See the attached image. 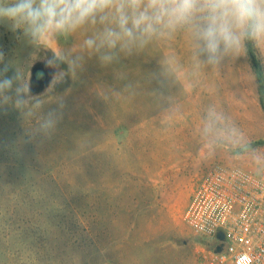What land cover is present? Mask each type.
I'll return each instance as SVG.
<instances>
[{
  "label": "rangeland",
  "instance_id": "1",
  "mask_svg": "<svg viewBox=\"0 0 264 264\" xmlns=\"http://www.w3.org/2000/svg\"><path fill=\"white\" fill-rule=\"evenodd\" d=\"M99 30L33 43L0 25V67L40 103L31 119L0 109V264H199L183 213L200 177L264 166L256 74L248 57L201 63L182 30L104 65L84 44ZM49 111L54 132L32 134Z\"/></svg>",
  "mask_w": 264,
  "mask_h": 264
},
{
  "label": "clouds",
  "instance_id": "2",
  "mask_svg": "<svg viewBox=\"0 0 264 264\" xmlns=\"http://www.w3.org/2000/svg\"><path fill=\"white\" fill-rule=\"evenodd\" d=\"M0 25L13 33L22 31L33 43L99 25L84 44L104 65L120 53L132 55L154 38H170L181 30L190 35L205 65L218 66L228 57L246 60L249 45L264 52V0H0ZM82 59L68 61L73 76ZM62 60L54 56L49 63ZM9 71L7 64L0 67V109L11 107L31 119L40 103L30 107V83L18 70L11 76ZM60 118L49 111L38 118L32 134L49 137Z\"/></svg>",
  "mask_w": 264,
  "mask_h": 264
},
{
  "label": "built area",
  "instance_id": "3",
  "mask_svg": "<svg viewBox=\"0 0 264 264\" xmlns=\"http://www.w3.org/2000/svg\"><path fill=\"white\" fill-rule=\"evenodd\" d=\"M183 221L201 241L199 264H264V166L209 167Z\"/></svg>",
  "mask_w": 264,
  "mask_h": 264
},
{
  "label": "trees",
  "instance_id": "4",
  "mask_svg": "<svg viewBox=\"0 0 264 264\" xmlns=\"http://www.w3.org/2000/svg\"><path fill=\"white\" fill-rule=\"evenodd\" d=\"M248 60L250 62V65L252 69L254 70L258 83H259V91L260 93H264V74L262 67L260 65V62L252 48L251 45H249L248 53H247ZM264 108V107H263ZM258 144H264V140L258 142Z\"/></svg>",
  "mask_w": 264,
  "mask_h": 264
},
{
  "label": "crops",
  "instance_id": "5",
  "mask_svg": "<svg viewBox=\"0 0 264 264\" xmlns=\"http://www.w3.org/2000/svg\"><path fill=\"white\" fill-rule=\"evenodd\" d=\"M243 166V165H242ZM245 167H251V168H255V167H253V166H245Z\"/></svg>",
  "mask_w": 264,
  "mask_h": 264
}]
</instances>
